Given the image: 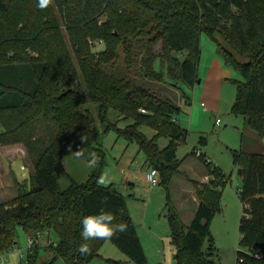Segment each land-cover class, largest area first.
Returning a JSON list of instances; mask_svg holds the SVG:
<instances>
[{
    "label": "trees",
    "instance_id": "16d2710c",
    "mask_svg": "<svg viewBox=\"0 0 264 264\" xmlns=\"http://www.w3.org/2000/svg\"><path fill=\"white\" fill-rule=\"evenodd\" d=\"M15 1L0 0V14H10L5 20L0 17V146L22 144L33 172L28 184L16 182L11 201L0 203V257L19 247L21 229L27 238L47 236L44 251L51 254V260H41L36 244L27 264H54L58 259L91 264L101 258L107 241L134 264H144L145 252L125 198L112 186L97 184L106 152L96 120L105 132L116 129L138 146L148 167L158 171L169 203L173 176L184 161L177 151L188 137L178 116L191 101L185 93L179 96L186 98L183 105L174 95L159 96L140 80L170 83L175 93L181 84L194 88L205 33L215 41L224 65L242 77L230 80L236 86L232 113L246 118L250 130L264 137V0H55L60 18L51 4L39 8L38 0L13 11ZM97 43L104 49L94 51ZM89 102L97 117L86 107ZM110 112L117 121L109 119ZM122 118L132 123L119 128ZM144 126L155 131L151 139L142 132ZM81 136L88 137L87 144ZM161 137L169 141L163 149L158 145ZM69 145L72 151L81 147L100 157L85 183L76 182L64 168ZM205 157L198 156L211 180L195 183L198 205L190 223L174 207L168 210L175 264H216L212 246L206 253L202 248L219 210V188L228 180ZM233 158L243 180L236 264H264V154L235 151ZM64 178L69 180L66 188L60 185ZM102 208L114 214L113 224L126 223L127 231L84 241L82 218ZM84 243L91 254L81 255Z\"/></svg>",
    "mask_w": 264,
    "mask_h": 264
},
{
    "label": "rangeland",
    "instance_id": "374dc122",
    "mask_svg": "<svg viewBox=\"0 0 264 264\" xmlns=\"http://www.w3.org/2000/svg\"><path fill=\"white\" fill-rule=\"evenodd\" d=\"M31 0H16L14 10L23 8V5ZM56 13L59 15L55 0L51 3ZM10 14H0L4 20ZM62 30H64L62 28ZM220 41V39H219ZM224 43L223 41H220ZM225 45V43H224ZM201 58L198 65V83L194 88L181 84L175 93L172 86L161 85L151 82L141 77L140 82L157 92L159 96L182 99V105L186 98L179 96L182 93L190 99V105H184L182 113L178 116V124L188 131L187 141L181 144L177 151V158L184 160L180 166L179 174L173 176L170 185L171 200L168 203L167 192L160 184L151 188L146 182L145 172L148 170L145 155L139 151L136 144H129L126 139L118 135L116 129L104 131V126L96 120V126L101 134L99 143L106 152V166L101 172L110 179V183L105 187L112 186L126 200V209L132 218L141 239L145 252L144 264H175L174 256L177 252L172 244L171 229L168 223L167 214L169 207L177 209L182 221L188 225L191 218L192 209L198 203L196 187L200 183H208L207 166L202 163L193 150L201 151L205 154V159H209L212 164L221 169L226 177V183L222 188V196L219 201L217 211L210 227V236L204 242L202 252L206 253L212 246L213 256L211 260L216 264H236L237 251L239 246V221L242 216L239 189L242 187V178L238 173L239 167L235 165L233 154L235 151L264 154V137L253 132L248 127L246 118L232 113L231 109L236 99V86L230 80H242L239 73L224 65L216 52L217 45L207 34L202 33L200 37ZM227 46V45H225ZM104 49V44L97 43L94 51ZM119 57L123 59L122 48L118 49ZM234 54V53H233ZM235 55V54H234ZM241 62L245 58L235 55ZM121 64V63H120ZM122 65V64H121ZM200 81V82H199ZM145 86V87H146ZM166 90H170L168 93ZM181 104V103H180ZM95 117L98 112L90 102L86 105ZM115 112H110L109 119L112 122L118 120ZM220 120V125H216V120ZM132 123L131 120L120 119L119 128ZM142 132L151 139L155 131L149 127H142ZM3 131L0 128V133ZM206 140L201 144V139ZM168 138L161 137L159 146L161 149L167 147ZM22 161L16 160L11 164L12 174H15L19 183L29 181V172L21 170ZM65 170L78 183H85L91 175V168L87 166L86 160L76 159L71 153H67L63 159ZM10 178V176H9ZM205 180L206 182H202ZM11 182V178H10ZM197 183V184H195ZM12 185V184H11ZM62 188L69 185V180L60 181ZM0 203L11 201L15 194L0 192ZM147 215V218L145 216ZM20 249L26 253L28 238L24 232L19 230ZM52 241L56 242V237L52 236ZM41 245H47V236L40 239ZM101 258H97L91 264H134L125 254H123L114 244L107 241L100 249ZM41 260H51V254H45L44 248L40 250ZM26 264V259H20L17 250H14L0 260V264ZM54 264H66L58 259Z\"/></svg>",
    "mask_w": 264,
    "mask_h": 264
},
{
    "label": "clouds",
    "instance_id": "9594fccd",
    "mask_svg": "<svg viewBox=\"0 0 264 264\" xmlns=\"http://www.w3.org/2000/svg\"><path fill=\"white\" fill-rule=\"evenodd\" d=\"M52 3V0H38L37 6L41 9L48 7ZM81 143L87 144L88 137L81 136ZM69 153L73 155L76 159H85L87 166L89 168H97L99 166L100 157L96 152H88L78 147L77 150L72 151L71 145H69ZM110 179L104 175L100 176L97 179V184L100 186H107L110 183ZM115 219L114 214L105 211L103 208L100 210L98 214L86 215L82 218V231L81 237L84 241L90 240H106L111 239L117 233H124L127 231V224L124 222L113 224V220ZM79 251L81 255H89L91 254V248L87 243L81 244L79 247Z\"/></svg>",
    "mask_w": 264,
    "mask_h": 264
},
{
    "label": "crops",
    "instance_id": "0c3cea01",
    "mask_svg": "<svg viewBox=\"0 0 264 264\" xmlns=\"http://www.w3.org/2000/svg\"><path fill=\"white\" fill-rule=\"evenodd\" d=\"M0 128H2L1 125ZM16 160L22 161L21 170L29 172V176H30V174L33 172V167L28 159L24 146L22 144H13V143L10 145L0 146V192L3 193L2 197H5V194L8 192L9 194L17 193V185H16L17 178L15 174H12L11 171V164H13L14 161ZM9 176L11 178V182ZM202 182H206V181L203 180ZM197 205L194 209H192V212H190L191 213L190 221L194 216ZM145 218H147V215L145 216ZM41 238L37 240L36 244H40L41 246L40 248L42 249L45 246L41 245L40 243Z\"/></svg>",
    "mask_w": 264,
    "mask_h": 264
},
{
    "label": "built area",
    "instance_id": "2783aa9c",
    "mask_svg": "<svg viewBox=\"0 0 264 264\" xmlns=\"http://www.w3.org/2000/svg\"><path fill=\"white\" fill-rule=\"evenodd\" d=\"M145 112V111H142ZM216 125L219 126L220 125V120L217 119L216 120ZM196 154L199 156L201 154H203L201 151H196ZM145 179L146 182L152 187L159 185L160 180H159V173L156 169L149 167L148 170L145 172ZM37 240L34 238H28V247L26 249V253L23 252L22 249L20 248H16L15 250L18 251L19 255H20V259H26V264H27V256L29 253H32L34 247L36 246ZM254 256L257 258V260L259 258H261V255L258 253H255ZM2 257H0L1 260ZM22 262L20 261V264Z\"/></svg>",
    "mask_w": 264,
    "mask_h": 264
},
{
    "label": "water",
    "instance_id": "95a60500",
    "mask_svg": "<svg viewBox=\"0 0 264 264\" xmlns=\"http://www.w3.org/2000/svg\"><path fill=\"white\" fill-rule=\"evenodd\" d=\"M199 82H200V81H199ZM238 173L241 175V173H242V170H241V169H239ZM259 247H260V248H262V245H259Z\"/></svg>",
    "mask_w": 264,
    "mask_h": 264
}]
</instances>
